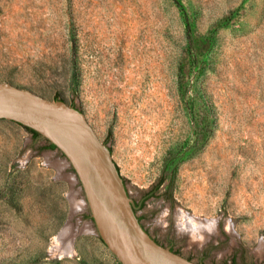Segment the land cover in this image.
Returning <instances> with one entry per match:
<instances>
[{"label": "rangeland", "instance_id": "obj_1", "mask_svg": "<svg viewBox=\"0 0 264 264\" xmlns=\"http://www.w3.org/2000/svg\"><path fill=\"white\" fill-rule=\"evenodd\" d=\"M0 82L83 112L158 243L264 264V0H0ZM47 145L0 119V264H122Z\"/></svg>", "mask_w": 264, "mask_h": 264}, {"label": "water", "instance_id": "obj_2", "mask_svg": "<svg viewBox=\"0 0 264 264\" xmlns=\"http://www.w3.org/2000/svg\"><path fill=\"white\" fill-rule=\"evenodd\" d=\"M0 119L37 131L64 155L98 235L122 264H201L161 245L141 225L110 147L79 109L0 82Z\"/></svg>", "mask_w": 264, "mask_h": 264}, {"label": "clouds", "instance_id": "obj_3", "mask_svg": "<svg viewBox=\"0 0 264 264\" xmlns=\"http://www.w3.org/2000/svg\"><path fill=\"white\" fill-rule=\"evenodd\" d=\"M169 215H172L173 221L175 223V227L177 229V235L187 234L190 236L192 240L197 239V232H200L202 226L199 222L194 219L189 218L186 221V217H189V213H187L184 209L178 208L176 213H172L171 209L168 207H164L158 214L157 218L154 220V223L161 227H167V218ZM163 221V223H161ZM191 224V231L189 230L188 224ZM203 231H206L209 236L213 235L212 228L208 227V225H203ZM199 241L204 242L203 234L199 235Z\"/></svg>", "mask_w": 264, "mask_h": 264}, {"label": "trees", "instance_id": "obj_4", "mask_svg": "<svg viewBox=\"0 0 264 264\" xmlns=\"http://www.w3.org/2000/svg\"><path fill=\"white\" fill-rule=\"evenodd\" d=\"M28 130H30L32 133H33V135L35 136V137H40V134L37 132V131H34L33 129H30V128H28V127H26ZM48 142V141H47ZM48 148H50V149H56L57 147L54 145V144H52V143H49L48 142Z\"/></svg>", "mask_w": 264, "mask_h": 264}, {"label": "flooded vegetation", "instance_id": "obj_5", "mask_svg": "<svg viewBox=\"0 0 264 264\" xmlns=\"http://www.w3.org/2000/svg\"><path fill=\"white\" fill-rule=\"evenodd\" d=\"M142 203L137 201L135 202V212H137L139 209H141ZM138 218L140 221H142V217L138 215Z\"/></svg>", "mask_w": 264, "mask_h": 264}, {"label": "bare ground", "instance_id": "obj_6", "mask_svg": "<svg viewBox=\"0 0 264 264\" xmlns=\"http://www.w3.org/2000/svg\"><path fill=\"white\" fill-rule=\"evenodd\" d=\"M186 221H187V220H186ZM89 224L91 225V223H89ZM87 225H88V224H87ZM87 225H86V226H87ZM188 225H189L188 227H191V224H190V223H189ZM205 225H208V224H206V223H205ZM209 226H210V225H208V227H209ZM201 229H202V232H205V233H207L206 231H203V226H202V228H201ZM212 230H213V229H212Z\"/></svg>", "mask_w": 264, "mask_h": 264}, {"label": "crops", "instance_id": "obj_7", "mask_svg": "<svg viewBox=\"0 0 264 264\" xmlns=\"http://www.w3.org/2000/svg\"><path fill=\"white\" fill-rule=\"evenodd\" d=\"M67 165V164H66Z\"/></svg>", "mask_w": 264, "mask_h": 264}]
</instances>
